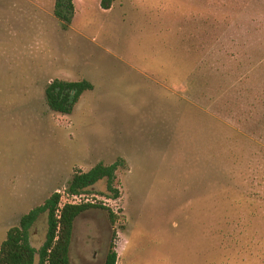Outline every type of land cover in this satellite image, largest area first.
<instances>
[{
    "label": "rangeland",
    "instance_id": "374dc122",
    "mask_svg": "<svg viewBox=\"0 0 264 264\" xmlns=\"http://www.w3.org/2000/svg\"><path fill=\"white\" fill-rule=\"evenodd\" d=\"M0 0V245L54 192L78 216L71 264H264V0ZM54 79L86 80L70 114ZM70 196L76 171L116 160ZM127 167V168H126ZM109 210L116 216L111 223ZM47 213L30 230L39 249Z\"/></svg>",
    "mask_w": 264,
    "mask_h": 264
},
{
    "label": "trees",
    "instance_id": "16d2710c",
    "mask_svg": "<svg viewBox=\"0 0 264 264\" xmlns=\"http://www.w3.org/2000/svg\"><path fill=\"white\" fill-rule=\"evenodd\" d=\"M114 0H100L103 9H109ZM54 15L67 29L74 15L73 0H55ZM92 89L91 83L54 79L45 88V100L49 108L61 114H70L80 95ZM126 165V164H125ZM124 162L116 160L112 164L97 163L87 171H76L69 180L65 191L70 196H78L89 190L98 181L105 179L111 198L119 197L114 186L116 171L124 167ZM127 168V167H126ZM61 194L54 192L42 205L23 214L17 225L11 226L0 245V264H71L69 250L73 232V223L77 216L91 208H103L100 203H64L60 206ZM47 213V236L43 245L36 249L30 243V230L38 217ZM112 224L116 216L109 210ZM118 254L110 244L103 264H117Z\"/></svg>",
    "mask_w": 264,
    "mask_h": 264
},
{
    "label": "water",
    "instance_id": "95a60500",
    "mask_svg": "<svg viewBox=\"0 0 264 264\" xmlns=\"http://www.w3.org/2000/svg\"><path fill=\"white\" fill-rule=\"evenodd\" d=\"M82 213H83V212H82ZM82 213H81V214H82ZM79 215H80V214H79ZM79 215H78V216H79ZM78 216H77V218H78ZM77 218H76V219H77ZM76 219H75V221H74V223H73V232H74V225H75ZM73 232H72V235H73ZM71 241H72V237H71ZM70 248H71V243H70ZM69 256H70V250H69ZM105 257H106V256H105Z\"/></svg>",
    "mask_w": 264,
    "mask_h": 264
}]
</instances>
